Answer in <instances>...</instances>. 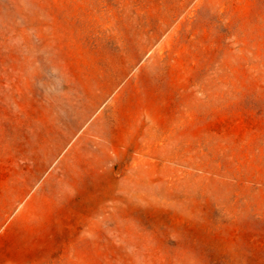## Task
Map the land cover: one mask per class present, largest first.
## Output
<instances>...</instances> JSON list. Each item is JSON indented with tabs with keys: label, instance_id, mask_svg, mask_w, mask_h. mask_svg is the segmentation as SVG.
<instances>
[{
	"label": "rangeland",
	"instance_id": "obj_1",
	"mask_svg": "<svg viewBox=\"0 0 264 264\" xmlns=\"http://www.w3.org/2000/svg\"><path fill=\"white\" fill-rule=\"evenodd\" d=\"M0 264H264V0H0Z\"/></svg>",
	"mask_w": 264,
	"mask_h": 264
}]
</instances>
